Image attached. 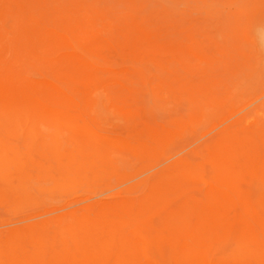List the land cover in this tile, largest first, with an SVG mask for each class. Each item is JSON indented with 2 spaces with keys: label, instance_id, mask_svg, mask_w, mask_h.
<instances>
[{
  "label": "bare ground",
  "instance_id": "6f19581e",
  "mask_svg": "<svg viewBox=\"0 0 264 264\" xmlns=\"http://www.w3.org/2000/svg\"><path fill=\"white\" fill-rule=\"evenodd\" d=\"M194 1L182 0L186 7ZM216 2L221 7L235 6L233 16L237 11L256 14L253 40L264 70V1L262 7L256 8L254 0H203L208 15L226 17V22L219 19L216 23V31L226 42L236 20L230 19V9L224 13ZM20 3L0 9V23L11 20L16 35H5L0 25V204L17 212L24 203L40 204V198L29 202L33 189H41V193L53 191L64 198L82 184L87 188L101 187L109 177L122 180L119 154L97 146L122 147L144 159L159 158L167 151L170 154L175 137L181 133L179 128L170 126L136 135L87 134L92 144L80 147H72L71 142L67 146L64 137H58L50 151L42 144V151L36 150L38 155L28 152L27 145L42 141L40 133L31 129L29 142L18 141L24 138L21 129L28 124L47 120L68 123L88 119L95 110L126 114L141 108L122 103L121 92L126 87L121 81L109 82L89 74L85 79L74 78L87 67L81 57L65 56L52 61L47 72L59 75L58 84L27 79L25 63L34 66L38 60L36 52L29 51L23 53L26 61L19 60L21 45L41 48L44 53L51 48H68L89 57L98 43L93 30L84 26L90 21L87 14L69 16L58 28L40 29L51 23L44 11L35 16L24 11L38 3L45 8L46 1ZM137 9L142 16L144 5ZM91 11L99 15L103 10L92 5ZM131 19L134 23L127 20L103 25L115 27L123 38L121 46L130 49L134 56L165 37L158 32L156 20ZM25 27L30 32L23 35ZM33 32L36 36L31 40ZM189 88L180 87L179 92L183 94ZM206 89L204 105L213 111L210 104L214 90ZM163 94L156 90L154 99L163 103ZM239 131V123L233 121L223 132L193 149L196 159L185 154L176 157L160 176L148 179L141 188L147 189L144 197L126 200L133 191L129 188L116 192L123 193L125 199L88 202L36 222L0 228V264H264V155L254 156L252 147L257 143H249ZM14 138L18 142L13 143ZM42 154H51V160L42 159ZM27 167L35 169L34 176L44 178L46 183L37 185L38 179L33 185L34 176ZM252 186L258 188L257 197ZM56 239L60 246L52 251L48 245Z\"/></svg>",
  "mask_w": 264,
  "mask_h": 264
},
{
  "label": "rangeland",
  "instance_id": "374dc122",
  "mask_svg": "<svg viewBox=\"0 0 264 264\" xmlns=\"http://www.w3.org/2000/svg\"><path fill=\"white\" fill-rule=\"evenodd\" d=\"M45 1V8L38 3L24 11L26 14L32 13L33 16L41 10L44 11L51 23H46L40 29L58 28L69 16L79 18L87 14L90 21L84 26L93 30L98 47L89 57H83L81 53L68 48H51L49 53H44L41 48L21 45L19 60L26 61L27 55L23 53L28 51L36 52L35 57L38 60L34 66L25 63L24 69L28 71L26 78L45 84H58L59 75L47 72V69L53 66L52 61L61 60L65 56L81 57L86 60L87 67L74 74V78L85 79L89 74L109 82L121 81L126 87L121 92L122 103L136 104L141 109L128 111L126 114L122 113L125 111L95 110L89 113L88 119L72 120L68 123L47 120L37 125L28 124L21 129L24 138L18 139L19 142H29V129L42 136L41 142L27 145L30 154L38 155L36 150L42 151V144H46L50 151L58 137H64V144L67 146L71 142L72 147H80L92 144L87 134L107 137L119 134L136 135L169 126L179 128L181 133L175 137L174 148L172 147L170 154L167 151L159 158L144 159L139 153L122 147L97 146V149L119 154L124 173L122 180L109 177L101 187L90 185L87 188L82 184L74 193L64 198H59L53 191L41 193V189H33L34 194L32 191L33 196L29 202L40 198L38 206H25L24 203L21 205L23 208H19L17 212H10L0 204L1 229L36 222L68 208H79L88 202L125 199L123 193L116 192L129 188H133V191H130L131 194L126 200L144 197L147 189L141 188L148 179L160 176L163 168L178 156L185 154L196 159L192 154L193 149H198L201 143L208 142L220 131L223 132L233 121L239 123V133L243 139L249 143H257L252 147V154L263 157L264 70L253 40V29L257 24L254 20L255 13L237 11L233 16L235 6L221 7V4L216 2L222 12L226 13L230 9V19L236 20L235 28L232 29L234 31L225 42L216 31V23L219 19L226 22V17L208 15L204 11L203 0H195L189 7H186L182 0ZM254 1L256 8H260L264 0ZM12 3L14 7L21 5L20 0H0V9H5ZM92 5L103 11L96 15L91 11ZM139 5L145 7L142 16L137 9ZM132 16L140 20L144 18L148 22L156 20L160 28L158 32L165 36L155 42L153 47H149L144 53L140 51L135 56L130 49L121 46L123 38L118 36L115 27L109 29L103 25L107 22L112 25L127 20L134 23ZM0 25L4 27L2 31L6 32L5 35L15 38L11 20L3 19ZM29 32L30 28L25 27L22 34ZM35 36L33 32L31 40H34ZM163 43L168 46L163 47ZM11 52L8 51V54ZM19 68L22 69V65H19ZM188 86L190 88L183 94L179 92L180 87ZM82 87L84 88L85 84ZM208 87L214 90L210 104V107L214 108L213 111L204 105L203 93ZM156 90L164 92L161 95L165 97L163 103L154 99ZM183 128L186 130L183 131ZM18 141L13 139V143ZM41 158L50 161L51 154H42ZM28 171L33 176L36 173L35 169ZM38 179L40 178L34 176L33 185ZM42 183H46L44 178L40 179L37 185ZM251 191L255 197L259 195L258 188L252 186ZM63 201H66L64 205ZM11 220L17 222L11 224ZM51 242L49 249L57 251L60 240Z\"/></svg>",
  "mask_w": 264,
  "mask_h": 264
}]
</instances>
